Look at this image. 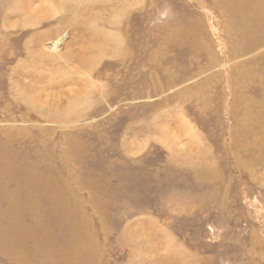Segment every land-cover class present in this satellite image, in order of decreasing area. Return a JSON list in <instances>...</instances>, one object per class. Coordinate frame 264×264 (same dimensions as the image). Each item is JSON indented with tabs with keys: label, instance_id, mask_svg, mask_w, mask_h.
I'll return each mask as SVG.
<instances>
[{
	"label": "rangeland",
	"instance_id": "374dc122",
	"mask_svg": "<svg viewBox=\"0 0 264 264\" xmlns=\"http://www.w3.org/2000/svg\"><path fill=\"white\" fill-rule=\"evenodd\" d=\"M45 1L0 0V264H264V0Z\"/></svg>",
	"mask_w": 264,
	"mask_h": 264
},
{
	"label": "bare ground",
	"instance_id": "6f19581e",
	"mask_svg": "<svg viewBox=\"0 0 264 264\" xmlns=\"http://www.w3.org/2000/svg\"><path fill=\"white\" fill-rule=\"evenodd\" d=\"M43 5L45 7H48L49 10H53L54 12H58V10L56 9V6L53 2V0H47L43 3ZM52 50H56L57 48L56 47H52L51 48ZM189 126V125H188ZM192 131V132H191ZM184 132L185 134L188 135V133L190 134V136H194L195 135V132L193 130H191L189 127H185L184 128ZM193 133V134H192ZM189 136V135H188Z\"/></svg>",
	"mask_w": 264,
	"mask_h": 264
},
{
	"label": "crops",
	"instance_id": "0c3cea01",
	"mask_svg": "<svg viewBox=\"0 0 264 264\" xmlns=\"http://www.w3.org/2000/svg\"><path fill=\"white\" fill-rule=\"evenodd\" d=\"M42 6H43V13L42 14H39V13H37L36 11H35V9H33V12L31 13V15H32V18L34 19V20H37L40 16H44L45 14H51V15H54V11L53 10H49L48 9V7H45L44 5H43V3H42ZM169 241H171V240H169Z\"/></svg>",
	"mask_w": 264,
	"mask_h": 264
}]
</instances>
